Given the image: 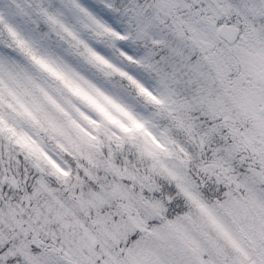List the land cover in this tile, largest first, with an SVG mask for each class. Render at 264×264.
<instances>
[{"label":"snow or ice","instance_id":"1","mask_svg":"<svg viewBox=\"0 0 264 264\" xmlns=\"http://www.w3.org/2000/svg\"><path fill=\"white\" fill-rule=\"evenodd\" d=\"M0 264H264V0H0Z\"/></svg>","mask_w":264,"mask_h":264}]
</instances>
